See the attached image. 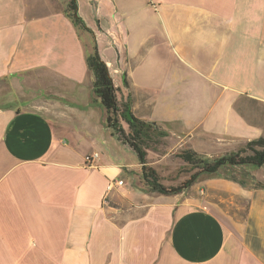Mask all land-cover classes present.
Wrapping results in <instances>:
<instances>
[{
	"label": "crops",
	"instance_id": "0c3cea01",
	"mask_svg": "<svg viewBox=\"0 0 264 264\" xmlns=\"http://www.w3.org/2000/svg\"><path fill=\"white\" fill-rule=\"evenodd\" d=\"M67 1L0 0V264H264V163L150 191L137 155L105 153L84 36L96 28L118 105L164 131L145 165L176 186L183 150L264 137V0H75L88 29Z\"/></svg>",
	"mask_w": 264,
	"mask_h": 264
},
{
	"label": "trees",
	"instance_id": "16d2710c",
	"mask_svg": "<svg viewBox=\"0 0 264 264\" xmlns=\"http://www.w3.org/2000/svg\"><path fill=\"white\" fill-rule=\"evenodd\" d=\"M66 15L74 26L88 29L82 19L76 15L75 0L67 1ZM85 63L93 74V93L106 111V122L108 126L114 129L119 140L127 143L136 153L139 162L143 164L142 177L150 191L160 194H175L191 186L197 179H203L208 176H218L235 180L231 175L228 176L220 173L221 170L225 169L226 164H251L258 167L264 163V137L249 141L246 150L221 154L214 157H207L190 149L183 150L178 154V157L189 166L192 173L179 185H163L157 171L152 166L145 165V148L154 139L151 134L162 136L164 131L157 130L153 122L136 119L127 103L118 105L115 88L108 67L100 58L96 45L94 46L93 52L86 55ZM120 121L127 124L128 131L121 128ZM242 152H247V154L243 155ZM237 182L244 186V183L241 181ZM256 185L264 188V185L261 183H256Z\"/></svg>",
	"mask_w": 264,
	"mask_h": 264
},
{
	"label": "rangeland",
	"instance_id": "374dc122",
	"mask_svg": "<svg viewBox=\"0 0 264 264\" xmlns=\"http://www.w3.org/2000/svg\"><path fill=\"white\" fill-rule=\"evenodd\" d=\"M87 12L90 15V10H88ZM87 18H88V20L90 22H92L91 19L89 18V16ZM92 26L95 27L94 24H92ZM94 29H96V28H93V31H91L92 35L90 33H88V32H87L88 34H84V36H86V38L88 37V44L90 45L91 49H92L94 44H96V46L98 45L97 39H96V38H98V36L96 34L97 31L95 32ZM115 29L117 30L116 27H115ZM127 43H128V41H127ZM101 46L103 47L102 43H101ZM115 83L118 84L117 81ZM115 135H116L115 133L112 134V137L110 138L112 143H114V144H112V147L115 149V152H113V150L110 151V152H109V150H107V152H105V153L109 154L111 158H115V159L121 158L122 160H128V161L133 160V157H136V154L134 153V151L131 150L128 146L124 147V146L117 145V141H116V136ZM165 143H166L165 144L166 147H168L169 144H170V143H168L167 140H165ZM153 144L155 145L157 143H152V145ZM172 157H174V156H172ZM187 170L190 171V174H191L192 171L190 170V168H189V166L187 164L186 165H180L179 170L177 171V174H180V175H177L175 171L171 172V174L177 176L178 177V181H180V180L184 179L182 174H185V171L187 172ZM240 204H241L240 208H243L242 205H244V202L240 203Z\"/></svg>",
	"mask_w": 264,
	"mask_h": 264
},
{
	"label": "built area",
	"instance_id": "2783aa9c",
	"mask_svg": "<svg viewBox=\"0 0 264 264\" xmlns=\"http://www.w3.org/2000/svg\"><path fill=\"white\" fill-rule=\"evenodd\" d=\"M96 156H97V153H92V155L88 156L87 158L90 161L92 157H96ZM122 185H123V181L121 179L110 180V181H108V183L106 185V191H111L115 187H119V186H122Z\"/></svg>",
	"mask_w": 264,
	"mask_h": 264
}]
</instances>
